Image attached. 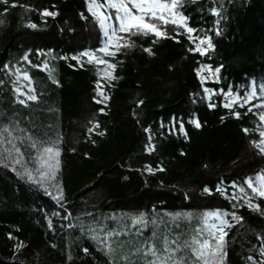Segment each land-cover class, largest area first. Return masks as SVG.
Wrapping results in <instances>:
<instances>
[{
  "label": "trees",
  "instance_id": "1",
  "mask_svg": "<svg viewBox=\"0 0 264 264\" xmlns=\"http://www.w3.org/2000/svg\"><path fill=\"white\" fill-rule=\"evenodd\" d=\"M18 3L30 10L16 7L0 15V128L13 129L34 179L21 175V165L0 167V264H109L103 245L92 239L104 236L101 229L126 232L131 216L144 212L148 223L141 226L143 233L118 239L151 240L154 232L189 239L203 214L213 209L243 217L227 229L225 264H249L250 254L259 260L258 251L251 250L262 243L264 214L216 190L223 185L229 191L233 182L244 186L246 178L264 170V155L250 143L259 140V109L247 115V106L230 111L221 96L210 108L203 86L226 91L247 85L249 78L264 80V0H183L189 26L204 27L214 48L202 57L188 50L186 35L177 37L180 42L160 39L155 44L153 36L132 37L136 47L111 59L118 79L106 86V114L99 112L104 105L94 102L96 66L81 67L71 59L100 45L101 31L85 0ZM4 7L0 4V13ZM212 7L220 10L219 17L211 15ZM45 9L58 14L44 17ZM176 31L169 25L170 34ZM149 47L153 55L143 51ZM39 50L54 55L52 77L33 66L43 60ZM202 62L220 68L218 82L201 84L195 69ZM18 63L30 74L37 96L27 105L17 102L13 77L4 69ZM193 117L201 128L189 123ZM89 121L100 125L97 133L87 131ZM181 121L187 138L173 131ZM32 141L37 148L30 147ZM150 145L154 151H148ZM45 147L57 148L59 156L50 159L47 169L55 178L39 183L35 169L42 165L36 157ZM145 165L164 170L150 174ZM56 185L63 191L61 200L52 198L58 195ZM252 202L264 209V200ZM177 213L182 215L174 220ZM9 233L24 247L14 248Z\"/></svg>",
  "mask_w": 264,
  "mask_h": 264
},
{
  "label": "snow or ice",
  "instance_id": "2",
  "mask_svg": "<svg viewBox=\"0 0 264 264\" xmlns=\"http://www.w3.org/2000/svg\"><path fill=\"white\" fill-rule=\"evenodd\" d=\"M87 12L98 24L103 34L102 46L96 50H86L81 52L77 56L71 57V59L77 61L81 67L83 62L89 64L103 65L104 68L97 69L98 73H101L99 79L96 82V98L94 102L102 104L104 107L99 109L100 113H104V108L107 107V101L110 96L104 91V83L102 81L109 82L118 79L114 74L117 67L116 63L110 62V60L104 57H111L112 60L125 48L136 47V42L132 37L136 36H153V44L158 43L160 39H174L176 42H180L177 37L186 35L191 47L189 51L193 53H199L201 56L206 55L208 50L213 49L212 38L208 35H199V30L192 28L188 24V17L182 11L183 0H85ZM0 4L5 5L3 12L0 15L7 14L10 8L23 7L26 10H30V6L22 5L18 3V0H0ZM210 13L214 17L221 15L220 10L217 7H212ZM58 13L55 11H49L45 9L41 15L44 17H55ZM82 18L87 19L84 14H81ZM219 19L216 20L217 26L219 25ZM4 21L0 19V25H3ZM169 25L173 26L177 31L175 35L170 34ZM27 27L35 29L37 27L34 23H29ZM181 29L183 31H181ZM216 34L219 35V29L217 28ZM144 52L149 55H153L152 49L144 48ZM103 54L102 56L100 54ZM86 57L87 60L83 61ZM27 60V54L24 57ZM64 59V57H62ZM34 67L41 68L40 65H33ZM10 65H4V69L11 70ZM41 70H48L47 64L43 65ZM207 71L208 76H204L203 73ZM197 76L200 78L203 85L206 81L214 79L219 81L220 68H212L211 65L201 64V66L195 69ZM16 79L13 81V91L16 93L17 102L21 105H26L27 101H36L37 96L32 94L34 89L31 87V76L28 72L22 71L20 68H15ZM51 76V73H50ZM21 80L27 83H21ZM54 83L57 81L53 80ZM2 83V81H0ZM204 95L209 103L210 108L217 107V103L211 102L213 96H223L222 106L230 111L234 108H244L247 105H251L247 108V112L244 114L252 113L254 108H264V103L252 104V101L257 97V89L252 87L245 95L233 94L231 89L227 92L224 90H215L211 88H203ZM261 97H264V88L259 92ZM23 97V98H21ZM140 104L143 101H139ZM232 114L235 118L240 119L241 113L239 111H233ZM260 122V125L264 126V111L255 113ZM224 117H221L223 120ZM92 125L87 129L88 132H93L98 129L100 125L89 121ZM197 129L202 125L198 118L193 117L189 120ZM145 131H148L147 129ZM174 132L183 134L187 138V132L185 131V125L181 121L178 123V127L173 129ZM248 134L249 129H243ZM99 135L103 136V132H99ZM259 140L250 141L254 148H256L260 154L264 155V127H260L258 131ZM15 137H13V129L8 127L0 128V167L8 168L14 165H21L24 168V172L21 174L26 175L29 180H33L32 172L25 167L24 153L21 147L15 143ZM31 139V138H29ZM151 140V137H149ZM30 147L37 148L36 141H32ZM148 151H154V147L148 146ZM59 156V150L54 147H45L40 154L36 157V160L42 165V167L35 169L38 173L40 180L35 181L43 183L44 179H54V174L48 171L52 165L49 163L50 159ZM59 161L56 160L55 167L58 169ZM148 173L152 174L155 171H163L161 167L153 168L145 165ZM15 171V167H12ZM20 174V173H18ZM243 184L247 185V188L251 192H247L243 186L238 188V192L245 197L244 203L254 211L262 212L264 209L261 205L253 204L252 200L261 199L264 200V170L257 173L255 176L246 178ZM232 187H237L233 182ZM58 195L53 196L54 200L63 199L62 189L56 185ZM218 192L221 195H226L224 189L217 185ZM204 192L211 194L209 188L205 187ZM52 195V193H48ZM236 193L232 194L231 199H237ZM56 215H59L56 213ZM182 214L177 213L173 219H179ZM231 216L232 221L237 223L243 220V217L237 216L235 212L227 213L220 210L206 212L203 215L202 227H197L193 230L189 239H182L181 236L170 237L165 233L162 236L156 232L153 233L151 240H139V241H124L118 239L122 235H126L129 232H136L138 235L144 231L143 226H147L148 221L144 212L134 214L131 216V227L125 225L126 232L118 230H109L103 228L101 231L104 233L103 237L93 236L92 239L98 240L103 245L102 251H105L106 255L111 257L109 264H225L227 259V229L233 228L235 225L231 223L226 216ZM209 217H214L218 223H209ZM67 219V217H65ZM155 225L157 222L152 221ZM51 225V222H50ZM9 238L13 237L9 233ZM262 241L258 249H252L251 251H258L261 259L257 260L253 255H248L246 260L249 264H264V236L258 237ZM24 247L23 243L17 244L16 248ZM85 252L88 249H84Z\"/></svg>",
  "mask_w": 264,
  "mask_h": 264
},
{
  "label": "rangeland",
  "instance_id": "3",
  "mask_svg": "<svg viewBox=\"0 0 264 264\" xmlns=\"http://www.w3.org/2000/svg\"><path fill=\"white\" fill-rule=\"evenodd\" d=\"M100 31H101V30H100ZM198 34L201 35V36H203V35H207V32H206L205 28L203 27V28L199 29ZM102 42H103V34H102V31H101V40H100V45H99L98 48H100V47L102 46ZM98 48H96V49H98ZM96 49H94V50H96ZM86 50H93V49H89V48H87V49L82 50L81 52L86 51ZM211 50H212V49L208 50L207 53H209ZM81 52H79L78 54L73 55V56H77V55H79ZM207 53H206V54H207ZM38 55L41 56L42 59H43L42 62H41V64H40L41 68L43 67V65L47 64L48 70H44V71H46L49 75H50V73H51V77H52V69H51V66H50L49 61H50V59L54 56L53 53H52L51 51H43V50H39V51H38ZM100 55L102 56L103 54L101 53ZM73 56H71V57H73ZM24 57H25V56H24ZM202 57H205V55L202 56ZM104 58H105V59H108V60H110V62H112V60H111L112 58H111V57H104ZM23 59H24V58H23ZM86 60H87V58L84 57V58H83V61H86ZM26 61H28V58H27ZM75 62H76V64H77V61H75ZM83 64H89V63H87V62H83ZM201 64H207V65H210L209 63H206V62H202ZM201 64H200V66H201ZM77 65H79V64H77ZM94 65L96 66V69H98V67H99V68H104V67H105V66H103V65H96V64H94ZM200 66H199V67H200ZM17 67L20 68L22 71H26L25 68H24V66L22 65V63H18V64H14V65H12L11 70L6 69V71H7L10 75H12V77H13V81L16 79V75H15L14 73H15V68H17ZM199 67H198V68H199ZM212 68L215 69L216 67H213V66H212ZM26 72H27V71H26ZM97 74H98V79H99V76L101 75V73H98V71H97ZM203 75H204V76H208L209 73H208L207 71H205V72L203 73ZM199 79H200V78H199ZM207 82H216V81H215L214 79H212V80H208V81H206L205 83H207ZM21 83H27V82L21 80ZM102 83H104V85H105V87H104V91L108 94V91H107V89H106V86L109 85V82H107V81H102ZM110 83H111V81H110ZM12 84H13V83H12ZM31 87L34 89V92H33L32 94H35V95H36L33 80H31ZM204 87H207V88H211V89H213L212 87L207 86V85H204L203 88H204ZM252 87H255V88L257 89V93H258V94H257V97L252 101V104H261V103H264V97H261L260 94H259L260 89H261V88H264V80H260V79H259V80H256V79H254V78H249V80H248V82H247V85H243V84L241 83V84L236 85V88H228L225 92H227V91H229V90L231 89V91L233 92V94H239V95L243 96V95H245L248 91H250ZM219 90H221V89H219ZM21 98H23V97H21ZM96 98H99V97H96ZM221 98H222V102H223L224 97L221 96ZM214 99H215V96H213V99H212V100H214ZM29 102H30V101H27V102H26V105H27ZM250 106H251V105H247V107H250ZM235 109H236V108H234L233 110H235ZM258 109H259V112L264 111V108H258ZM261 127H264V126L261 125ZM97 132H98V129H95L92 133H97ZM150 146H152V145H150ZM232 184H233V183L229 184V187H230L229 191H226V190H225V186H223V185H219V186H220L222 189H224L225 194H226L230 199H231V197H232V194H233V193H236V195H237L238 198L235 199L234 201H235V202H242V203H244V199H245V197H243V195L240 194V193L238 192V188L241 187V185L236 184L237 187L234 188V187H232ZM243 187L245 188V190H246L247 192H249V193L251 192V190L247 188V185H244ZM252 203H253V202H252ZM244 204H245V203H244ZM253 204H254V203H253ZM246 205H247V204H246ZM216 210H219V209H213V210L206 211V212H212V211H216ZM220 211L227 212V213H232V212L225 211V210H220ZM206 212H205V213H206ZM203 215H204V214H203ZM224 218H225V219H228L230 222L232 221L230 215H229V216H226V217H224ZM202 221H203V216H202V219H201V225H200L199 227H202V226H203ZM213 222L218 223V221H216L214 217H209V223H213ZM13 241H14V246H13L14 248H16V245H17V244H20V243H21L20 241H18V240L15 239V238H13ZM260 259H261V257H260Z\"/></svg>",
  "mask_w": 264,
  "mask_h": 264
}]
</instances>
